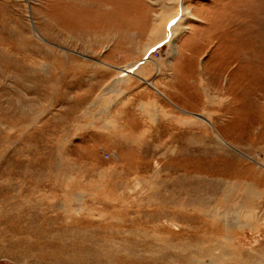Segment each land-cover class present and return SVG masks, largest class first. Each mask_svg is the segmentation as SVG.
Listing matches in <instances>:
<instances>
[{
    "label": "rangeland",
    "instance_id": "1",
    "mask_svg": "<svg viewBox=\"0 0 264 264\" xmlns=\"http://www.w3.org/2000/svg\"><path fill=\"white\" fill-rule=\"evenodd\" d=\"M0 264H264V0H0Z\"/></svg>",
    "mask_w": 264,
    "mask_h": 264
},
{
    "label": "bare ground",
    "instance_id": "2",
    "mask_svg": "<svg viewBox=\"0 0 264 264\" xmlns=\"http://www.w3.org/2000/svg\"><path fill=\"white\" fill-rule=\"evenodd\" d=\"M175 2L178 1V0H174ZM191 14V11L185 9L184 7H182L180 10H174V11H165L163 14H161V19H157L155 21V25L152 29V33H151V36H150V41H149V45L147 47L148 50H150L151 48H153L159 41H164L163 39H165L167 37L166 35V32L164 30L165 28V25L167 24L166 22L168 21H171L172 19L174 18H177L179 16H182V15H190ZM163 21V22H162ZM166 24H165V23ZM169 24V23H168ZM169 38V37H168ZM167 39V38H166ZM166 41V40H165ZM176 46V45H175ZM175 48V47H174ZM150 85H152L151 82H148ZM153 86V85H152ZM210 121V120H209ZM208 121V122H209ZM211 122V121H210ZM250 195V194H248ZM247 195V196H248ZM252 196V195H251ZM254 196L256 195H253L252 198H254ZM255 199V198H254ZM241 205V204H240ZM206 206V205H205ZM200 215L202 214L203 216H206L209 215V216H212L213 218L216 216V218H223L224 221L228 222V219H229V215L231 216V214L235 215V222H240L242 219H244V223L247 224V223H250L252 220L254 219H261V217H259L257 215V213L255 212V208L253 207H247V208H242L241 209H238L237 212H231L230 210H218L216 209L215 211L214 210H200L199 211ZM206 213V214H205ZM221 216V217H220ZM167 218V217H166ZM243 221V220H242ZM241 224V223H240ZM243 224V223H242ZM241 224V225H242ZM244 224V225H245ZM240 226V225H239ZM230 252V251H229ZM223 253L226 255L228 252L226 250H223ZM228 257V256H227ZM232 260V259H231Z\"/></svg>",
    "mask_w": 264,
    "mask_h": 264
},
{
    "label": "crops",
    "instance_id": "3",
    "mask_svg": "<svg viewBox=\"0 0 264 264\" xmlns=\"http://www.w3.org/2000/svg\"><path fill=\"white\" fill-rule=\"evenodd\" d=\"M142 64H144V63H142ZM124 72H127V69H126V71H124ZM128 73H132V72H128Z\"/></svg>",
    "mask_w": 264,
    "mask_h": 264
},
{
    "label": "snow or ice",
    "instance_id": "4",
    "mask_svg": "<svg viewBox=\"0 0 264 264\" xmlns=\"http://www.w3.org/2000/svg\"><path fill=\"white\" fill-rule=\"evenodd\" d=\"M175 21H173V23H174Z\"/></svg>",
    "mask_w": 264,
    "mask_h": 264
}]
</instances>
